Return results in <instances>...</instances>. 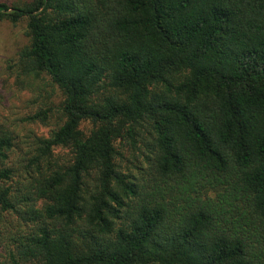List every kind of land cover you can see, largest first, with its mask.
<instances>
[{"label": "trees", "instance_id": "trees-1", "mask_svg": "<svg viewBox=\"0 0 264 264\" xmlns=\"http://www.w3.org/2000/svg\"><path fill=\"white\" fill-rule=\"evenodd\" d=\"M2 20L26 21L28 120L52 128L16 166L0 127V264H264V0L0 1Z\"/></svg>", "mask_w": 264, "mask_h": 264}, {"label": "rangeland", "instance_id": "rangeland-1", "mask_svg": "<svg viewBox=\"0 0 264 264\" xmlns=\"http://www.w3.org/2000/svg\"><path fill=\"white\" fill-rule=\"evenodd\" d=\"M9 6L23 5L30 0H0ZM28 43L26 33V21L22 20L16 24L8 20L0 21V127L12 131L17 136L19 145L14 155L16 166L19 159L27 153L31 140L34 137L47 136L52 126L28 120L41 103L40 95L43 89L34 77L21 75L18 70L17 59L19 51ZM35 83L36 86H33ZM50 90V88H48ZM58 101V99H57ZM55 120L52 121V125ZM142 144L141 149H144ZM120 156L118 157L120 170L127 174H137L135 160L140 154L131 145L124 142L119 145ZM141 151V150H140ZM64 159H69L70 152L67 149L57 151ZM95 175V174H94ZM89 185H95V176L88 179ZM5 236L0 237V255H5ZM27 264H41L39 260H33Z\"/></svg>", "mask_w": 264, "mask_h": 264}]
</instances>
